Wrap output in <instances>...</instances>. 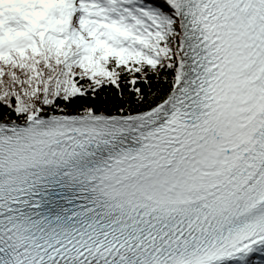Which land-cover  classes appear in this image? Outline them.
Listing matches in <instances>:
<instances>
[{"label":"snow or ice","instance_id":"1","mask_svg":"<svg viewBox=\"0 0 264 264\" xmlns=\"http://www.w3.org/2000/svg\"><path fill=\"white\" fill-rule=\"evenodd\" d=\"M0 264H264V0H0Z\"/></svg>","mask_w":264,"mask_h":264}]
</instances>
